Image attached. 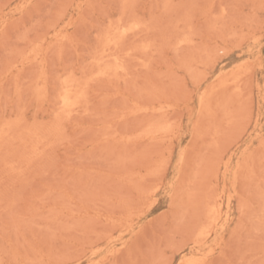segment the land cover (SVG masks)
<instances>
[{
    "label": "rangeland",
    "instance_id": "1",
    "mask_svg": "<svg viewBox=\"0 0 264 264\" xmlns=\"http://www.w3.org/2000/svg\"><path fill=\"white\" fill-rule=\"evenodd\" d=\"M0 264H264V0H0Z\"/></svg>",
    "mask_w": 264,
    "mask_h": 264
},
{
    "label": "bare ground",
    "instance_id": "2",
    "mask_svg": "<svg viewBox=\"0 0 264 264\" xmlns=\"http://www.w3.org/2000/svg\"><path fill=\"white\" fill-rule=\"evenodd\" d=\"M131 29V28H130ZM127 31V30H126ZM124 32V31H123ZM120 35H121V32H120ZM123 42V41H122ZM111 44H113V42L111 43ZM108 49V48H107ZM103 55V54H102ZM100 61H101V59H100ZM97 62V61H96ZM120 66V65H119ZM123 68V67H122ZM119 70V69H118ZM66 87V86H65ZM67 88V87H66ZM68 90V89H67ZM64 94H65V92H64ZM63 97V105H64V107H65V105H67V103H69V99H68V97H70V96H68V92L64 95V96H62ZM60 100H61V98H60ZM67 100H68V102H67ZM69 104H71V102L69 103ZM69 104H68V107H69ZM63 107V106H62ZM66 108V107H65ZM208 229H209V227L208 226H203L197 233H196V237H197V239L199 240H202L203 239V237L205 238V235H207L208 233H209V231H208ZM202 238V239H201Z\"/></svg>",
    "mask_w": 264,
    "mask_h": 264
}]
</instances>
